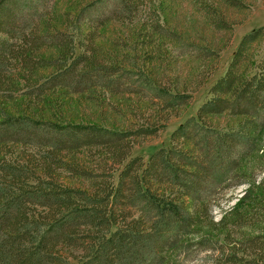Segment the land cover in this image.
Here are the masks:
<instances>
[{
  "label": "trees",
  "instance_id": "obj_1",
  "mask_svg": "<svg viewBox=\"0 0 264 264\" xmlns=\"http://www.w3.org/2000/svg\"><path fill=\"white\" fill-rule=\"evenodd\" d=\"M116 1L125 15L120 32L130 33L122 54L93 44L111 20L105 13L66 16L61 31L29 19L34 2L25 9V1L0 0V264H177L185 245H212L215 264H264V55H249L257 31L243 38L195 113L143 161L126 144L155 134L162 118L108 125L104 110H123L104 95L153 91L158 103L147 104L157 116L178 113L190 97L188 86L161 85L155 71L154 62L161 71L172 64L163 0H149V23L130 16L145 0ZM212 24L225 28L218 16ZM135 70L142 84L134 91L120 82ZM82 93L97 117L73 122L63 107ZM222 119L227 124L217 126ZM87 152L97 153L95 170L79 158ZM239 186L243 194L213 220L214 198Z\"/></svg>",
  "mask_w": 264,
  "mask_h": 264
},
{
  "label": "rangeland",
  "instance_id": "obj_2",
  "mask_svg": "<svg viewBox=\"0 0 264 264\" xmlns=\"http://www.w3.org/2000/svg\"><path fill=\"white\" fill-rule=\"evenodd\" d=\"M21 1L22 3L27 2L25 9L28 4L34 2L31 6L32 10L34 9L33 16L29 18L33 23H39L41 18L51 20V24H55L61 31H64L63 21L66 16L74 18L78 12L85 10L86 15L95 20V16L99 13H105L104 15L111 20L104 28L99 30L96 36H93V44L100 47L103 52H116L117 49L121 54L127 52L124 48L130 44V33L120 32L121 25L118 22L125 15L121 14L123 12L116 0H102L100 5L97 0ZM237 1L239 2L238 8L231 7L224 0H163V18H161V21L163 19V25L167 29L169 28L170 33H174L173 39L165 43L172 64L170 68L164 67L165 64H163L161 71V69L157 70L158 62H154L155 71L162 73V76L158 79L163 86L175 85L179 92L184 91L182 90L183 86H188L187 91L183 93H187L190 99L188 105L186 107L182 106L178 113H170L169 110H166L164 112L160 111V116H157L151 108L158 103L153 91L143 89V92L136 94L138 98L134 93L128 92L122 98L105 94L106 103L115 104L120 110H123V113L117 115V113L115 114L110 110H104V113H106L104 116L108 117L109 115L107 120L112 118L115 124L121 126V128L130 126L131 123H133L131 127L135 128L147 124L152 125L156 117L162 118V122L155 126L157 129L155 134L129 139L126 145L132 147L130 151L132 156L140 155L145 161L153 149L167 142L168 136L177 126L195 113L197 107L205 99L208 87L226 71L243 38L254 31H257L258 37L249 50V55L253 61L262 59L264 55V0ZM93 4L96 5L94 9L91 8ZM153 15L149 0L138 2L136 10L130 14L134 18L132 19L133 23L136 21L149 23ZM213 16L220 17L222 26L225 28H218L215 24H212ZM90 25L92 26V23ZM82 27L88 29L89 24H83ZM31 28V25L22 28L25 37L30 36ZM49 44L44 45L47 47L50 46ZM205 48L212 53L208 56L205 55ZM48 51H43V53L46 54ZM102 55L104 58L107 56L105 53H102ZM103 63L109 65L108 59ZM138 71L135 70V73L132 71V74L128 77L124 76L120 82L122 86L128 85L135 91L142 84L140 77H138ZM85 95L82 93L79 97L69 96L66 99L63 110L69 114V117H67L69 120L85 122L97 117V111L85 102ZM128 105L133 106L134 110L128 109ZM107 124H110V120ZM226 124L227 122L222 119L217 123V126L223 127ZM79 158L86 163L88 162L90 169H96L94 164L97 159L96 152L80 154ZM113 167L114 169L117 168L115 165ZM244 189L245 186L228 187L219 193L214 198L215 204L212 205L210 211L213 220H218L221 214L228 210L235 200L243 194ZM218 252L212 245L209 251H204L196 246L185 245L180 248L174 257H177L175 260L177 264H215V260L218 259Z\"/></svg>",
  "mask_w": 264,
  "mask_h": 264
}]
</instances>
